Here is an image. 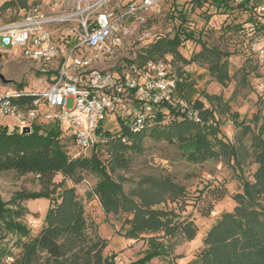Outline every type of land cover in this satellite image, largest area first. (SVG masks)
Segmentation results:
<instances>
[{
	"label": "rangeland",
	"instance_id": "obj_1",
	"mask_svg": "<svg viewBox=\"0 0 264 264\" xmlns=\"http://www.w3.org/2000/svg\"><path fill=\"white\" fill-rule=\"evenodd\" d=\"M9 1L12 0H0V9ZM13 1L16 2L15 6L0 11V26L20 19L30 7L46 14L57 15L65 10L64 5L67 4L66 9L71 7L72 12H78L75 9L78 0H25V8L18 4L20 0ZM93 1L98 6H103L102 9L111 10L136 0H110L107 5L103 0ZM227 2L234 9L224 13L223 9L217 10L211 1L200 5L196 0H167L166 3L155 8L149 17L144 29L150 33V36L143 40L142 31L135 33V30L122 47L116 48L111 54H100L101 59L95 66L99 70L111 72L123 70L130 65V61L136 58L139 60L140 55L143 56L149 44L157 38L173 39L181 25L180 22L186 19L187 24L182 26L193 32L196 39L186 42L180 48L182 56L190 59L201 50L199 40L206 42L208 46L218 48L225 55L227 54L226 57L228 56L230 60V74L233 77L228 86L223 88L209 74L207 64L195 63L184 66L181 61L176 60L177 73L181 69L188 72L193 83V88L185 91L184 96L187 99L198 98L205 101L206 106L209 104L201 94L202 92L222 96L225 101H228L230 112L223 109L217 110L221 128L220 137L236 146L241 143L248 148L249 153L247 163L243 166V175L253 180L257 165L252 163L253 158L250 156L251 141L249 136L244 135L241 128L237 127L232 115L238 114L239 121H248L258 111L264 114V66L256 64L250 52L248 37L237 28V25L247 26L249 20L255 16L236 9L229 1ZM84 8L86 7L82 6V9ZM59 33L55 34V38ZM17 56L16 51L0 41V75L9 81L4 84L0 80V96L5 94L8 87L26 88L30 92H38L55 81L56 77L53 76L50 79L42 74L41 66ZM180 98V95L176 94V100ZM68 108H72V100H69ZM119 117L117 114L106 113L102 123L104 131L112 134L120 133L122 127ZM169 120L172 118L167 119V122ZM0 125L5 127L9 125V134L14 133V121L0 120ZM37 125L48 128L55 124L40 118L37 120ZM62 130L66 133L62 131L61 142L72 157H91L98 150L97 148L81 150L75 145L68 127L62 126ZM144 146L143 153L133 155V162L126 170H114L108 161H105L113 180L122 186L127 195H130L139 191V184L143 179L169 178L185 189V195L176 200L167 199L155 208L173 212L180 221L193 222L198 230L192 241L174 239L168 256L154 258L149 264L198 263L200 253L205 247L203 240L211 227L224 213L234 211L237 205L233 196L242 190L239 169L234 160L229 161L224 158L213 159L202 164L191 163L183 157L178 145H171L166 141H154L147 138ZM105 158L107 157H103ZM100 180V177L94 174L85 173L82 182L75 184L57 175L54 183L62 184V187L57 188L53 200L31 199L33 194H39L42 191L34 175L20 176L13 171L0 173V196L7 208L13 211L14 220L26 226L29 232L28 236L22 237L7 230L3 224L0 225V264H21L24 251L22 244L29 243L40 234L46 226L49 209L56 208L61 203L60 195L68 188L75 189L76 200L83 206L88 244L95 241L97 236L107 240L108 245L102 252L103 258L115 256L114 264H133L152 252L151 234L143 235L138 240L124 238L119 232L124 234L123 223L126 216L104 214L99 199L94 194ZM221 190L226 192L222 198L219 197ZM135 200L138 201L137 198ZM206 213L209 214L206 215ZM2 248H6L5 255H2ZM83 250L66 252V256L59 260H51L46 253L38 251L31 264H83L84 260L74 259L72 256L74 252L83 253Z\"/></svg>",
	"mask_w": 264,
	"mask_h": 264
},
{
	"label": "trees",
	"instance_id": "obj_2",
	"mask_svg": "<svg viewBox=\"0 0 264 264\" xmlns=\"http://www.w3.org/2000/svg\"><path fill=\"white\" fill-rule=\"evenodd\" d=\"M209 1L217 10L223 9L224 13L234 9L226 0H196L200 5ZM18 4H21L22 8L26 6L25 0H20ZM15 5L13 0L6 2L0 11ZM236 9L252 15L245 5ZM253 21L254 18L250 19L249 23ZM187 22L186 19L180 22L181 25L173 39L157 38L149 44L139 60L130 61V64L144 63L173 54L184 66L207 64V71L215 81L223 88L227 87L233 77L230 74V60L226 57L227 54L201 40V50L190 59L184 58L180 53V48L186 42L196 39L193 32L182 26ZM237 28L243 33L244 26L237 25ZM178 77L177 94L181 97L179 101H187L198 110L200 121L188 118L177 107L163 104L155 109L145 130L135 134L130 131L125 120L119 117L122 127L120 133L104 131L102 126L98 129L100 140L95 147L98 150L91 157H72L69 154L61 142L63 132H66L58 123L54 122L55 125L48 128L35 124L30 134H9L7 128L0 125V173L13 171L20 176L34 175L42 191L33 194L31 199L49 200H53L57 188L62 187V184L54 183L57 175L75 184L82 182L85 173L100 177L94 194L98 197L104 214L126 216L123 223L124 234H119L133 240L151 234L152 252L133 263L149 264L154 258L168 256L174 239L192 241L198 233L193 222L180 221L173 212L155 208L167 199L176 200L183 197L185 189L169 178H146L140 181L138 192L127 195L122 186L113 180L105 161H108L114 170L128 169L133 162V155L142 154L145 150L147 138L178 145L183 157L194 164L218 158L234 160L239 169L242 186L241 192L233 196L237 205L234 211L224 213L211 227L203 240L205 247L200 253L199 262L194 264H264V114L258 111L248 121H239L238 114L232 115L237 127L241 128V132L249 136L251 141L250 156L257 169L253 180H249L243 175L248 148L241 143L236 146L220 137L217 110L230 112L228 101L222 96L206 92L201 94L209 106L198 98L187 99L184 92L193 88L191 76L181 69ZM170 118L172 120L167 122ZM219 193L222 198L226 192L221 190ZM60 199L61 203L57 204L56 208L49 209L46 226L40 234L29 243L22 244L24 251L21 264H31L38 251L46 253L51 260H59L66 256V252L83 250L86 247L83 253L74 252L73 258H81L84 260L83 264H114L115 256L102 257V252L108 245L106 239L97 236L95 241L88 244L84 209L76 200L75 189L64 190ZM13 216V211L7 208L0 196V225L3 224L7 230L22 237L28 236L27 227L16 222ZM1 250L2 255L7 253L6 248Z\"/></svg>",
	"mask_w": 264,
	"mask_h": 264
},
{
	"label": "built area",
	"instance_id": "obj_3",
	"mask_svg": "<svg viewBox=\"0 0 264 264\" xmlns=\"http://www.w3.org/2000/svg\"><path fill=\"white\" fill-rule=\"evenodd\" d=\"M166 1L136 0L104 10L93 0H78L77 13L71 7L66 9L65 4V10L57 15L30 7L20 19L0 26V41L16 51L17 57L41 66L42 74L50 79L56 77L38 92L8 87L0 96V120L14 121L13 131L18 133L27 128L32 131L40 118L66 125L75 145L83 151L97 146V131L106 113L120 116L135 134L145 130L155 109L163 104L200 121L198 110L187 101L176 100L179 77L173 54L134 62L119 72L95 66L100 54H111L122 47L135 30L142 31L143 40L150 36L144 29L149 17ZM226 1L236 8L247 6L255 16L243 33L254 61L263 67L264 0ZM103 2L107 5L110 0ZM69 100L72 108H68ZM6 127L9 131V125Z\"/></svg>",
	"mask_w": 264,
	"mask_h": 264
},
{
	"label": "water",
	"instance_id": "obj_4",
	"mask_svg": "<svg viewBox=\"0 0 264 264\" xmlns=\"http://www.w3.org/2000/svg\"><path fill=\"white\" fill-rule=\"evenodd\" d=\"M0 80H1L4 84L9 83V81H7L3 75H0ZM30 133H31V129H30V128H27V129H25V130L23 131V134H30Z\"/></svg>",
	"mask_w": 264,
	"mask_h": 264
}]
</instances>
